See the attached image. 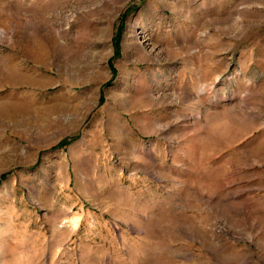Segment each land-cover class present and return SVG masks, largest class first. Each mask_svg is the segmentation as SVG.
I'll list each match as a JSON object with an SVG mask.
<instances>
[{
  "label": "rangeland",
  "instance_id": "1",
  "mask_svg": "<svg viewBox=\"0 0 264 264\" xmlns=\"http://www.w3.org/2000/svg\"><path fill=\"white\" fill-rule=\"evenodd\" d=\"M0 264H264V0H0Z\"/></svg>",
  "mask_w": 264,
  "mask_h": 264
}]
</instances>
